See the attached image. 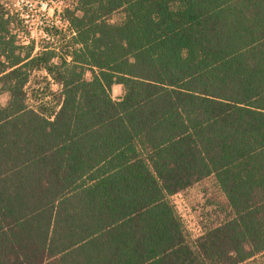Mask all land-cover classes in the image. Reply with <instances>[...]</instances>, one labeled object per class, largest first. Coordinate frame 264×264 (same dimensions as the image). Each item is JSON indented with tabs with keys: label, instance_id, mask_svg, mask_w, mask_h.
Returning a JSON list of instances; mask_svg holds the SVG:
<instances>
[{
	"label": "trees",
	"instance_id": "1",
	"mask_svg": "<svg viewBox=\"0 0 264 264\" xmlns=\"http://www.w3.org/2000/svg\"><path fill=\"white\" fill-rule=\"evenodd\" d=\"M7 1L0 264H264V0H76L39 51ZM209 178L224 217L192 238L172 198Z\"/></svg>",
	"mask_w": 264,
	"mask_h": 264
},
{
	"label": "rangeland",
	"instance_id": "2",
	"mask_svg": "<svg viewBox=\"0 0 264 264\" xmlns=\"http://www.w3.org/2000/svg\"><path fill=\"white\" fill-rule=\"evenodd\" d=\"M40 1L8 0L5 3L7 9L11 12L10 14L15 16L16 23L14 26L20 34H26L27 27L26 23L22 22L18 17L15 12L16 9L22 8L25 11H30L31 23H35V18L40 14H45L48 20H54L57 16L61 18L63 16L64 19L65 8L72 6L76 0H45L48 2V7L45 10L42 9ZM122 19L123 13L119 12L113 16L112 21L118 22ZM60 44L61 42L59 41ZM26 92L28 94V105L32 108L48 116L58 108L57 95L59 94V86L54 84L45 72H34L32 74L30 82L26 87ZM122 93L118 87H115L113 97L118 99L122 96ZM8 98V94H3L0 98L1 103L5 105ZM172 201L185 223L187 232L190 233L192 238L200 236L205 225L209 224V222L213 220L219 221L221 220L219 218L224 217V214L220 211L223 197L216 187L213 178H209L201 184L175 195ZM218 216L220 217L218 218Z\"/></svg>",
	"mask_w": 264,
	"mask_h": 264
},
{
	"label": "built area",
	"instance_id": "3",
	"mask_svg": "<svg viewBox=\"0 0 264 264\" xmlns=\"http://www.w3.org/2000/svg\"><path fill=\"white\" fill-rule=\"evenodd\" d=\"M40 4L43 10L48 7V2L45 0H41ZM15 12L17 13L21 21L26 23L27 33L21 34L20 36L23 44H30V42H35L36 51L40 49L41 43L46 41H53L52 33L50 32L51 28H57L61 31H67L68 29V22L63 19V16L62 18L60 16H57L54 20H48L45 14H40L35 18L36 22L31 23L30 11H25L22 8H18L15 10Z\"/></svg>",
	"mask_w": 264,
	"mask_h": 264
},
{
	"label": "crops",
	"instance_id": "4",
	"mask_svg": "<svg viewBox=\"0 0 264 264\" xmlns=\"http://www.w3.org/2000/svg\"><path fill=\"white\" fill-rule=\"evenodd\" d=\"M115 87H118L122 92H123V89H122V86H120V85H116V86H114V88ZM114 88H113V90H114ZM123 94V93H122Z\"/></svg>",
	"mask_w": 264,
	"mask_h": 264
}]
</instances>
